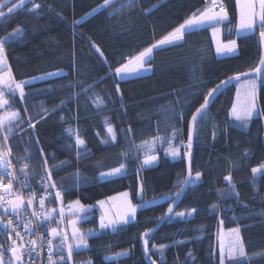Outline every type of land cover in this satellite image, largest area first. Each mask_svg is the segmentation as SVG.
I'll use <instances>...</instances> for the list:
<instances>
[{
  "label": "trees",
  "instance_id": "obj_1",
  "mask_svg": "<svg viewBox=\"0 0 264 264\" xmlns=\"http://www.w3.org/2000/svg\"><path fill=\"white\" fill-rule=\"evenodd\" d=\"M21 1L11 0L0 17V39L17 29L23 32L4 44L12 77L23 82L64 73L27 84L23 99L7 93V107L20 113L5 124L14 134L9 146L13 161L30 163L37 176L25 181L36 191L59 189L63 208L76 200L95 206L123 192H129L138 207L135 219L115 232L100 228L98 208L87 212L79 231L97 235L86 236V249L73 246L71 262L64 264H220L223 229H239L245 248L244 257L226 259L225 264H264V168L252 171L264 166V68L259 78L253 77L258 80L261 113L249 127L241 129L230 115L237 83L198 120L195 143L187 147L189 120L208 92L259 66L262 26L238 37L237 54L222 57L210 27L190 30L181 42L154 49L150 73L120 79L115 69L205 9L207 0H114L87 19L83 17L105 0H26L7 13V7ZM224 2L229 15L224 36L230 39L236 37L238 6L237 0ZM36 4L40 7L32 11ZM97 97L103 103L98 104ZM108 125L115 128V141L106 135ZM77 135L83 145H77ZM157 139L163 141L158 161L142 167L146 150L139 146ZM169 139L180 147L178 158L166 154ZM189 151L194 152L193 178L196 173L201 178L192 182L180 206L189 202V210L196 211L168 218V207L183 186L179 182L187 177ZM121 164L127 167L124 174L100 178ZM45 169L51 172L50 180ZM50 181L55 188L45 187ZM161 196L167 200L143 205ZM57 200L54 195L50 201L55 206ZM10 239H15L11 233L0 230V248L8 258ZM71 241L75 243L72 235ZM162 245L166 247L161 253ZM126 250L128 255L110 258Z\"/></svg>",
  "mask_w": 264,
  "mask_h": 264
},
{
  "label": "snow or ice",
  "instance_id": "obj_2",
  "mask_svg": "<svg viewBox=\"0 0 264 264\" xmlns=\"http://www.w3.org/2000/svg\"><path fill=\"white\" fill-rule=\"evenodd\" d=\"M10 2H11V0H4L3 3H0V17L5 16V12L2 9L4 7H6ZM109 2H110V0H105V5L109 4ZM256 2H257V0H246L244 6L242 8L241 17H240L239 27L241 30H252V29H254V26L257 22V19L259 20V23L262 26V29H264V0H258L259 12L256 11ZM18 7H20V5H15V4L11 7H7V13L8 14L13 13L14 10ZM39 7H40V5H38V4L34 5V8L32 9V11H35V9H38ZM216 7L219 8V11L213 10ZM225 20H227V12H226L224 5L222 3L217 5L216 0H211V6L210 7H206L202 12L199 13V15L193 14L192 18L187 20L185 22V24H182L179 28L175 29L172 33H170L164 39L160 40L157 45H153L152 47H149L146 50L140 52L137 56L129 59L128 63L123 64L121 67L115 69V72L117 74H127L131 71H138L140 68L144 67L145 60L150 58L151 53L153 51V48L161 46V45H168V44H171L172 42H174L176 40L182 39L185 31L191 30L195 26L204 25V24L212 25L213 26V34L215 35L216 33L219 32V29L215 26L221 24ZM22 34H23L22 30L17 29L7 39H0V65L5 64L4 44L10 42L11 40L17 38L18 36H20ZM260 36L262 39H264V30H261ZM236 47H237L236 42L234 40H231L227 44H218L217 52H229V53H231V52H234L236 50ZM259 65L260 66H257L254 69V71L257 73L261 72V70H262L261 66H264V57L261 58ZM241 75H247V74L245 73V74H241ZM8 78H9V81H11L12 83H15L14 81H12L10 69L8 72ZM232 79L239 80L240 75H237L234 78L230 77L228 80L222 81L221 85H217L216 88H213L208 92L207 97L204 100V104H202L200 106V108H198L196 110V114H194L192 116L193 126H195V124L198 122L197 117L200 116L202 118V116L205 114V110H206L208 102H209L208 97H212L213 93H216L222 85L226 86L228 83L231 82ZM0 80H3V77H0ZM24 83H29V82L15 83L16 89L20 90L21 99H23V97H24V93H23ZM9 86H11V85H9ZM241 87L245 88V90H246L245 103L239 108L236 106H233L231 114L237 121H239L241 124L247 126L248 121L251 120V118L253 117V114L256 112V106H255L256 83H255V80H247V81H245L244 84L241 85ZM237 95L239 97V92L237 93ZM97 102H98V104L103 103L102 99L99 97H97ZM4 103H6V101ZM17 117H18V113H11L9 116L0 117V126H3L6 121L10 122L12 119H16ZM105 123L107 124V120L105 121ZM31 126L34 127V125H31ZM68 131L70 133L73 132L72 129H69ZM107 132L110 136L111 141H115L116 135H115L114 129L112 128L111 125H108ZM175 136H176V133L174 131L172 133V137L174 138ZM107 142L108 141L106 140L105 143H107ZM161 142H163V141H161ZM76 143H77V145H83L84 140L80 139L79 136L77 135ZM154 143H155V140L152 142L145 141L143 144H141L139 146V147L144 148L146 150L145 151V159L143 160L142 165H141L142 167L150 166L156 161L157 157L155 155L150 154ZM187 147H188V149L191 148V136L189 137ZM168 152L173 157L179 156V151L177 149L173 148L172 143H171V139H169V141H168ZM188 155L190 156V151L188 152ZM4 164H7V157H6V155H0V167H2ZM45 164H46V159H45ZM262 168H264V166H262ZM124 169H125V165L121 164L119 167L111 169L108 173L102 174V176L121 175L123 173ZM261 170H262L261 168H253L252 169L254 174L260 172ZM45 173L49 177V180H50V177H51L50 170L45 169ZM200 175H201L200 173H196L195 177L193 178L192 173H191V169L189 167L188 176L183 181H180L179 183L184 184V185H188L190 183V181L191 182L198 181L200 179ZM226 179L229 181V186L232 187L233 189H235V185L231 183V178L226 177ZM48 186L55 188V183L50 181V184L45 185V187H48ZM11 187H12L11 183H9L8 185H4V184L0 183V189H2L4 193H8L9 189H11ZM180 194H181L180 192H177L175 195H176V197H179ZM123 195L126 198L124 211L118 213L116 215V218L109 217L108 213L105 212V214L102 215L100 218V228L101 229H111L113 232H115L116 230L119 229V227L121 225H125V224L129 223L130 218L135 217V214L137 211V206H133L130 203V201L127 200V196H128L127 193H124ZM55 197L57 199L62 200L61 193L58 190L55 192ZM3 200H4V196L0 195V201H3ZM9 203L12 204L13 202L9 201ZM18 203L19 202L17 201V204L14 205V207L18 206ZM30 203H31V201H30ZM99 203H100L101 207L104 206V201H100ZM148 203H151V202H148ZM39 204H40L41 208H43L44 199H40ZM75 206L77 208V211L83 210V206H81L79 204V201L75 202ZM141 206H143V205H141ZM70 207H72V205H70ZM213 207H215V206H213ZM53 211H55V209ZM195 211H196V209H192L191 212H189L187 214L191 215ZM168 212L171 213L172 208H169ZM60 214H61V216L63 215V209H61ZM177 215L183 217L185 215V213L182 212V213H178ZM8 223L10 225L12 223V221L9 220ZM71 223H72V233L71 234H72L73 240L75 241L77 249H86L87 248L86 236H95V235H97V233L91 232V231L87 234L81 233L79 231V229L76 227V221L73 220ZM0 227H2V226H0ZM233 231L238 233L239 230L235 229ZM51 233H52L53 237H56V236L61 237L60 245L57 249V254L63 253L65 248H66L67 249V257H68V259H71V255H72V251H73V245L67 243L68 235L66 233L59 232L56 228H52ZM16 234L19 235V233H16ZM143 236L145 237V239H144V251L148 252L149 249H148L147 237L149 236V232H145L143 234ZM239 240H240V238L237 235V242L236 243H230L229 245H227V250L225 249V246L223 244L221 245V248H220V264H225L226 259L231 260V261H235L237 259V256H239V257L245 256L244 249H243L242 245L240 244ZM33 243H35V242L33 241ZM164 247H166V246H163V245L160 246L161 253L163 252ZM11 251H12L13 255L16 256L17 259H20V254L18 253L17 248L13 247L11 249ZM126 254H127L126 252H121V253H117L116 256L119 257V256L126 255ZM106 259H108V258L106 257ZM48 260H49L50 264H56V262L53 261V250H52L51 240L48 241ZM63 262H64V256L61 255L60 256V264H63ZM0 264H5V262L0 261ZM89 264H90V262H89ZM153 264H154V262H153Z\"/></svg>",
  "mask_w": 264,
  "mask_h": 264
},
{
  "label": "built area",
  "instance_id": "obj_3",
  "mask_svg": "<svg viewBox=\"0 0 264 264\" xmlns=\"http://www.w3.org/2000/svg\"><path fill=\"white\" fill-rule=\"evenodd\" d=\"M216 3L217 5L222 3L227 10L224 0H216ZM206 5L211 6V0H207ZM215 9L219 11L218 7ZM0 117H2L1 107ZM5 129L4 125L0 126V155L7 157V164L0 167V183L4 185L11 183L12 187L8 193H4L0 189V195L4 196V200L0 201V215L7 222L6 226L15 238L14 240H18L17 245L24 264H50L48 260L49 240H51L53 250V261L60 264V256L63 255L64 264L66 261H70L67 257V249L65 248L63 253L57 254L61 237H53L51 233L52 228L66 233L68 235L67 243L71 244V233L66 227L64 212L62 216L60 214L63 209L62 201L58 199L56 201L58 204L55 206L50 201L57 190L60 193L61 191L59 189H56L55 192L47 189L46 191H36L32 185L25 181L31 174L37 176V173L35 171L31 173L30 163L17 165L13 161L9 146L14 134ZM40 199H44L43 208L39 204ZM18 200L21 204L14 207ZM9 201L13 203L10 204ZM55 207H59L56 212L53 211ZM9 220L12 221L10 225Z\"/></svg>",
  "mask_w": 264,
  "mask_h": 264
},
{
  "label": "rangeland",
  "instance_id": "obj_4",
  "mask_svg": "<svg viewBox=\"0 0 264 264\" xmlns=\"http://www.w3.org/2000/svg\"><path fill=\"white\" fill-rule=\"evenodd\" d=\"M26 0H23V1H21L20 3H17V5H21V3H24ZM112 1H114V0H110V2L109 3H111ZM245 2H246V0H237V6H238V23H237V27H236V37H234V38H230V39H226L225 38V27H224V24L222 23V24H220V25H216L215 27H217L218 29H219V32L218 33H216L215 35L213 34V26L212 25H209V24H207L206 26H210V30H211V34H212V37H213V41H214V44H215V48H216V53H217V55H218V57H222V56H228V55H234V54H237L238 52H239V50H240V48H239V42H238V37L239 36H242V35H247V34H249V33H253V32H255L256 30H257V28H258V24H260L259 23V20L257 19V22H256V24H255V26H254V29H252V30H241L240 29V27H239V25H240V17H241V11H242V8H243V6H244V4H245ZM108 5V4H107ZM104 6H106L105 5V3H103V5H101V6H99V7H97L96 9H94V10H92L90 13H88L85 17H83V19H87V18H89L90 16H92L93 14H95V13H97L100 9H102ZM154 7V6H153ZM207 7H210V6H207ZM204 10V9H203ZM203 10H201L200 12H202ZM214 11H217L215 8L213 9ZM256 11L257 12H259V4H258V0H257V2H256ZM227 12V11H226ZM197 15H199V14H197ZM229 19V15H228V13H227V20ZM227 20H225V22L227 21ZM205 26V25H204ZM202 27V26H201ZM196 28H199V26L198 27H194L193 29H191V30H194V29H196ZM188 31H190V30H187V31H185V33L186 32H188ZM184 33V34H185ZM183 37H184V35H183ZM165 38V37H164ZM163 39V38H162ZM183 40V38L182 39H180V40H176V41H174V42H172L171 44H176V43H178V42H181ZM231 40H234L235 42H236V45H237V47H236V50L234 51V52H231V53H229V52H217V46H218V44H227L229 41H231ZM160 41V40H159ZM171 44H168V45H171ZM168 45H161V46H158V47H155V48H153V51H154V49H156V48H161V47H165V46H168ZM153 51H152V53H151V56H150V58L152 57V54H153ZM5 55V54H4ZM150 58H148V59H150ZM126 63H128V62H126ZM125 63V64H126ZM131 67V66H130ZM151 70H152V67H151V65L149 64L148 65V63H147V59L145 60V63H144V67L143 68H140L138 71H131V72H129V73H127V74H117V76L120 78V79H125V78H133V77H136V76H141V75H144V74H148V73H150L151 72ZM8 72H9V68H8V62H7V60H6V57H5V64L4 65H0V77H3V80H0V105L3 107L2 109H5V110H3L2 111V117H6V116H9L11 113H18V117L17 118H19L20 117V113L18 112V111H14V110H12V109H10V108H8L7 107V104H8V97H7V93L8 92H12V93H14V95H19L20 96V90L19 89H16V87H15V83H23V82H29V83H32V82H36V81H39V80H43V79H46V78H51V77H55V76H59V75H61V74H63L64 73V71L63 70H59V71H54V72H51V73H47V74H43V75H39V76H36V77H32V78H29V79H26L25 81H23V82H18V81H16L15 79H14V77H12L13 75H12V73H11V77H12V81H14L15 83H12L11 81H9V78H8ZM247 80H255V83H256V89L258 88V80L256 79V78H247V79H244V80H241L239 83H238V88H237V93L239 92V97H238V95H237V93H236V99H235V102H234V104H233V106H236V107H241L244 103H245V97H246V90H245V88H243V87H241V85L242 84H244L245 83V81H247ZM29 83H24V87H23V93L25 92V86L27 85V84H29ZM9 85H11V86H9ZM257 91L255 92V106H256V112L253 114V117H256V116H258V114H259V109H258V103H257ZM6 101V103H4ZM233 108V107H232ZM232 108H231V113H232ZM230 113V115H231V117H232V119H235L233 116H232V114ZM253 117L251 118V120H249L248 121V123H247V126H245V125H243V124H241L239 121H237L236 119V122H237V125L238 126H240L241 127V129L242 128H248L249 127V125H250V123H251V121L253 120ZM13 120H15V119H12L10 122H12ZM7 123H9V121H6L5 122V124H7ZM5 124H4V126H5ZM112 128L114 129V132H115V128L112 126ZM106 135H108V139L109 140H111L110 139V136H109V134H108V132H107V134ZM115 135H116V132H115ZM154 141V140H153ZM152 142V141H151ZM161 142V139H157V140H155V143L153 144V147H152V149H151V152H150V154L151 155H155L156 157H157V150L162 146V143H160ZM172 146H173V148H175V149H177L178 151H180V147L179 146H175L173 143H172ZM167 152V151H166ZM166 154H168L169 156H171L170 154H169V152H167ZM180 155V154H179ZM179 156H177V157H173L172 156V158H178ZM144 159H145V157H144ZM144 159H142V162H143V160ZM158 161V157H157V159H156V161L153 163V164H155L156 162ZM151 166V165H150ZM257 168H261L262 170H263V168H262V166H259V167H257ZM126 170H127V167L125 166V169H124V171H123V173L122 174H124L125 172H126ZM261 170V171H262ZM110 170H108V171H105V172H103L102 174H106V173H108ZM260 171V172H261ZM260 172H258V173H260ZM102 174H101V177L100 178H102V179H109V178H113V177H119V176H121V175H117V176H102ZM200 178H201V175H200ZM200 181V179L198 180V181H195V182H199ZM142 192V189L140 188V193ZM125 197H124V195H120V197L118 196V197H115L114 199H112V200H106V201H104V206L103 207H101V205H100V203H97L95 206L93 205V206H86V205H84L83 203H81L80 201H79V204L81 205V206H83V210L82 211H77V208H76V206H75V202L76 201H78V200H76V201H72V202H70L69 204H68V202H67V204H65V207L63 208V212H64V218H65V220H66V227L68 228V232H70V233H72V221L73 220H75L76 221V227L80 230V228H79V222H80V220H83L86 216H84L87 212H89L90 210H92V209H99V211L102 213V215H104L105 214V212L106 211H104V209L105 210H107V213H108V215H110L111 214V212L113 211V213H114V209L116 208V209H118L119 211H118V213H120V212H122V211H124V206H125ZM127 200L129 201V198H128V196H127ZM165 200H167V197L166 196H164V197H159V198H155V199H151V200H147V201H145L144 203H143V205L144 206H150V205H155V204H158V203H162L163 201H165ZM103 201V200H102ZM18 202H20L19 200H18ZM148 202H151V203H148ZM131 204H132V202H130ZM15 204H17V202H15ZM21 203H18V205H20ZM189 204V202H187L186 204H183V205H181L177 210H176V212H175V217H177V218H183V217H187V216H191V215H193V213L191 214V215H188L187 213H189V212H191V210H189V208H188V205ZM70 205H72V207H70ZM133 206H136V205H134V204H132ZM137 209H138V207H137ZM137 212V211H136ZM185 213V215L183 216V217H181V216H179V215H177L178 213ZM116 213V212H115ZM136 215V214H135ZM112 215H110V217H111ZM112 218V217H111ZM133 218H130V220H132ZM135 219V218H134ZM133 219V220H134ZM129 220V221H130ZM71 221V222H70ZM70 224H69V223ZM4 223H5V225H6V221L4 220ZM68 224V225H67ZM1 230V229H0ZM233 230H235V229H231V230H225V229H223L222 231H221V233L219 234L220 235V239H219V245H220V247H221V245L223 244L224 246H225V249L227 250V245H229L230 243H236L237 242V235L239 236V238H240V240H239V242H240V244L242 245V247H243V249H244V252H245V248H244V245H243V240H242V235L240 234L241 232H240V230L238 231V233L237 232H235V231H233ZM2 231V230H1ZM72 235V234H71ZM72 242V241H71ZM75 242V241H74ZM73 243V242H72ZM74 245L73 246H75L74 248L76 249L77 247H76V244L75 243H73ZM123 252H126L127 254L126 255H128L129 254V250H126V251H123ZM121 253V252H120ZM126 255H122V256H126ZM122 256H119V257H122ZM115 257H117L116 256V254H114V255H112V256H110V258H115ZM237 257H239V256H237ZM0 261H3V262H5V264H9L10 262H12V259L11 258H8V257H6V256H4V254L2 253V250H1V248H0ZM89 262L91 263V261H86V262H84V264H89Z\"/></svg>",
  "mask_w": 264,
  "mask_h": 264
},
{
  "label": "water",
  "instance_id": "obj_5",
  "mask_svg": "<svg viewBox=\"0 0 264 264\" xmlns=\"http://www.w3.org/2000/svg\"><path fill=\"white\" fill-rule=\"evenodd\" d=\"M259 39H260V44H261V47H262V54H261L262 55L261 58H262V57H264V39H262L260 35H259ZM261 67H262V70L259 73L255 72V71H251L250 73L249 72L246 73L247 75L238 74V75H240V79L239 80L232 79L231 82L228 83L226 86H223L222 85L218 89V91L216 93H213V96L212 97H208L209 102H208L207 108L205 110V113L213 105V103L215 102L216 98H218L223 91H225L226 89H228L232 85L237 84L241 80H244V79H247V78H253V77L259 78L260 75H261V73H262V71H263L264 66H261ZM242 74H245V73H242ZM236 76L237 75L232 76V77L234 78ZM228 79H226V80H228ZM226 80H224V81H226ZM218 85H221V83L218 84ZM259 96H260V89L258 90L257 96H256L257 97V103H258V109H259V112H260V103H259V98L260 97ZM194 114H196V112ZM200 119H201V117L198 116L197 117V120H200ZM189 121H190V123H189V131H188L189 132L188 133V141H189V137L191 136V144L193 145L195 143L194 141H195L196 127H197V124H198L199 121L195 124V126H193L192 117H191V120H189ZM193 160H194V152L191 151L190 152V156L188 154L186 155V161H187V173L186 174H187V176H188L189 167L191 169L192 177L194 175V173H193L194 172V170H193V163H192ZM191 184H192L191 181H190V183L188 185H184L183 184V186H182V188L180 190V193H181L180 196L179 197H175L174 200L172 201V203L168 207V209L169 208H172V212L171 213L167 212V217L168 218H171L175 214L176 210L178 209V207L180 206V204L183 202V200L185 198V194L187 193V191L190 188ZM0 226H2V227H0V229L5 233V235H8L9 234V230H8L7 226L3 223V219L1 217V215H0ZM10 240H11V244L10 245H12V248L13 247L17 248V251L20 254L19 247L17 245L18 240H12V239H10ZM10 258L12 259V263L13 264H24V261H23L21 255H20V259H17L16 256L13 255V253H12L11 250H10ZM148 264H152V263L149 261ZM155 264H158V263H155Z\"/></svg>",
  "mask_w": 264,
  "mask_h": 264
},
{
  "label": "crops",
  "instance_id": "obj_6",
  "mask_svg": "<svg viewBox=\"0 0 264 264\" xmlns=\"http://www.w3.org/2000/svg\"><path fill=\"white\" fill-rule=\"evenodd\" d=\"M199 13H200V12H199ZM199 13H197V14H199ZM192 17H193V16H192ZM192 17H191V18H192ZM189 19H190V18H189ZM189 19H188V20H189ZM228 20H229V19H228ZM228 20H227V21H228ZM222 23L224 24L225 21L222 22ZM222 23H221V24H222ZM183 24H185V23H183ZM204 25H205V26H204ZM204 25H198V26H199V28H201V26H202V27H210V26H206L207 24H204ZM219 25H220V24H219ZM198 26H195V27H198ZM178 28H179V27H178ZM171 33H172V32H171ZM167 36H168V35H167ZM163 39H164V38H163ZM161 40H162V39H161ZM158 42H159V41H158ZM158 42H157L155 45H157ZM150 59H151V58H150ZM150 59H147V63H148V65H149V61H150ZM256 91H257V89H256ZM256 91H255V92H256ZM124 193H127V194H128L129 201L132 202V204H134L133 201H132V199H131V197H130L131 195H130L129 192H123V193H120V194L114 195V196H112V197H109L108 199H109V200H112V199H114L115 197H118V196L120 197V195H123ZM108 199H105V200H103V201H106V200H108ZM134 205H135V204H134ZM104 211L107 212V210H105V209H104ZM118 211H119V210L115 208V209H114V213H113V211H112L111 214H110V215H112L111 217H112V218H116V215L118 214ZM115 212H116V213H115ZM110 215H108V216L110 217ZM135 216H136V215H135ZM133 219H134V218H133ZM133 219L130 220V221H133ZM130 221H129V222H130Z\"/></svg>",
  "mask_w": 264,
  "mask_h": 264
}]
</instances>
